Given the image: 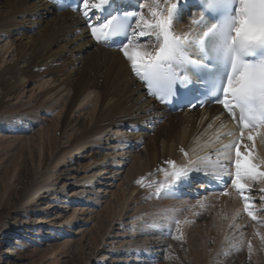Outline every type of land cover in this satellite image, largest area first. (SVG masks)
<instances>
[{"label": "bare ground", "instance_id": "6f19581e", "mask_svg": "<svg viewBox=\"0 0 264 264\" xmlns=\"http://www.w3.org/2000/svg\"><path fill=\"white\" fill-rule=\"evenodd\" d=\"M143 11L147 14V9ZM191 18L183 12L175 24V33L188 31ZM31 108L37 109L33 121L41 123L35 132L70 133L59 154L75 155L77 159L80 155L76 154L88 153L91 160L81 171V179L72 176L61 186L92 189L101 185L105 188L92 191L94 195H110L117 202L116 187L128 178V188L122 191L120 218L139 200L141 192L135 188V179L149 169L148 159L156 164L159 159H171L186 151L187 156L174 161L176 165L191 164L201 171L190 173V179L176 191L179 200L160 199L155 214L168 217L172 213L169 210L177 204H196L190 199L197 198V203L203 200L205 206L225 216L223 226L216 218L208 222L216 227L217 242H223L224 233L237 216L244 220L240 227L247 234L242 242L248 243V248L251 245L252 250L264 249V202L260 199L264 180L249 182L256 220L244 212V202L230 181L223 192H212L206 186V172L227 179L229 172L234 171H221L218 167V162L234 160V150L229 153L224 145L238 138V132H233L219 107L170 113L148 97L122 53L106 49L92 39L78 11L61 10L57 0H0V110L28 113ZM17 126L13 124L14 128ZM134 143L143 144V152H134ZM248 148L257 163L264 161V135L255 136ZM55 184H47L41 190L46 193L58 189ZM208 225L205 233L211 230Z\"/></svg>", "mask_w": 264, "mask_h": 264}, {"label": "rangeland", "instance_id": "374dc122", "mask_svg": "<svg viewBox=\"0 0 264 264\" xmlns=\"http://www.w3.org/2000/svg\"><path fill=\"white\" fill-rule=\"evenodd\" d=\"M34 112L36 108L28 113L0 110V264H264V249L252 250L242 242L247 234L240 217H233L223 242H217L216 227L208 222L216 218L223 226L225 216L205 206L203 200L197 203V198H191L196 204L184 207H173V203L172 213L165 218L155 214L160 201L155 187H142L137 180L144 178L146 185L163 181L158 169H166L168 160L185 157L186 151L156 164L148 159L149 169L135 179L139 200L120 219L128 178L124 186L116 187L117 202L110 195H94L99 187L105 188L101 185L92 189L61 186L72 176L81 179V171L91 160L88 153L76 154L80 155L77 159L59 154L70 133L35 132L41 123L33 121ZM138 144L134 143V152H143V144ZM47 184L58 189L43 193L41 188ZM176 219L181 221L180 232L175 231ZM207 225L211 230L205 233ZM172 235H181V239Z\"/></svg>", "mask_w": 264, "mask_h": 264}, {"label": "snow or ice", "instance_id": "6c2138e0", "mask_svg": "<svg viewBox=\"0 0 264 264\" xmlns=\"http://www.w3.org/2000/svg\"><path fill=\"white\" fill-rule=\"evenodd\" d=\"M118 2L77 0L74 10L81 14L93 40L106 47L116 45L154 100L193 108L217 103L237 121L239 137L224 145L229 153L234 150L235 158L218 162L221 171H234L227 179L205 175L208 183L218 186L226 187L230 181L244 202V212L256 220L249 182L264 180V161H255L248 142L264 135V0H194L192 7L200 15L191 18L189 30L182 34H176L174 27L187 0H134L132 11L120 8ZM166 164L168 168L158 169L163 181L146 185L144 178L137 180L142 187H155L157 199L177 198L176 191L190 173L201 171L191 164L178 167L172 160ZM260 199L264 202V195ZM174 223L180 232L181 221ZM172 238L180 240L181 235Z\"/></svg>", "mask_w": 264, "mask_h": 264}]
</instances>
